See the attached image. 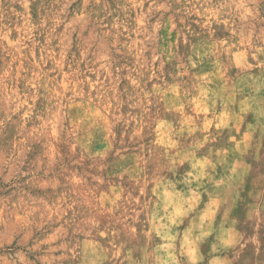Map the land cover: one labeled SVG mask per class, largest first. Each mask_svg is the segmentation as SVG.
<instances>
[{
  "label": "rangeland",
  "instance_id": "374dc122",
  "mask_svg": "<svg viewBox=\"0 0 264 264\" xmlns=\"http://www.w3.org/2000/svg\"><path fill=\"white\" fill-rule=\"evenodd\" d=\"M176 231L264 264V0H0V264H158Z\"/></svg>",
  "mask_w": 264,
  "mask_h": 264
},
{
  "label": "clouds",
  "instance_id": "9594fccd",
  "mask_svg": "<svg viewBox=\"0 0 264 264\" xmlns=\"http://www.w3.org/2000/svg\"><path fill=\"white\" fill-rule=\"evenodd\" d=\"M234 182L239 186L241 182V178L239 175L234 177ZM189 223L192 222H199V211H194L191 217L188 218ZM181 221H176L177 228H179ZM233 222L229 221L227 213L225 212L222 220L219 222L217 227H213L212 224L209 222L205 229L197 235V244H204L208 242L211 247V253L219 252L223 249L229 248L236 243L238 240L234 238L233 228L230 226ZM175 231V230H174ZM212 237L209 241L208 238ZM183 239H184V232L183 231H176V235L173 237L175 241V246L169 245V253L167 259L161 260L158 264H197L198 261L203 262L205 257L203 255H197L195 258L191 256V254L186 255L183 247ZM155 251L159 252V249ZM174 253L175 255H171ZM152 253H147L144 260L140 262V264H157L154 259H149ZM135 264V262H134ZM211 264H221L218 260H212Z\"/></svg>",
  "mask_w": 264,
  "mask_h": 264
}]
</instances>
